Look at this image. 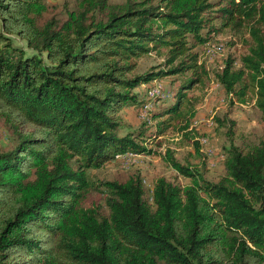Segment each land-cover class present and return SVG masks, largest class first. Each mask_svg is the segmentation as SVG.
Wrapping results in <instances>:
<instances>
[{
  "label": "trees",
  "instance_id": "16d2710c",
  "mask_svg": "<svg viewBox=\"0 0 264 264\" xmlns=\"http://www.w3.org/2000/svg\"><path fill=\"white\" fill-rule=\"evenodd\" d=\"M220 28L250 44L213 79L238 103L249 94L264 126V0H0V123L10 140L0 149V264H264V135L237 146L229 122L220 173L208 179L189 137L193 114L181 110L183 91L207 75L192 49ZM160 48L164 68L136 73V60ZM174 75L186 78L174 103L150 115L157 122L120 135L119 111L145 104L133 90ZM168 129L194 153L161 158L184 185L172 175L148 190L138 172L91 173L126 153L150 155L143 137L150 144ZM89 193L99 201L81 206Z\"/></svg>",
  "mask_w": 264,
  "mask_h": 264
},
{
  "label": "rangeland",
  "instance_id": "374dc122",
  "mask_svg": "<svg viewBox=\"0 0 264 264\" xmlns=\"http://www.w3.org/2000/svg\"><path fill=\"white\" fill-rule=\"evenodd\" d=\"M65 0H45L47 6L60 7ZM112 3H118L122 0H110ZM214 28H219L218 21H213ZM13 45L26 50L23 41L15 36L10 37ZM249 39L243 32L233 33L229 29L220 28L218 31H212L208 36L207 42L202 46H196L192 52L197 54L198 64H201L207 71V75L202 80V84L193 86L190 90L183 91L188 98V105H183V112L192 113L189 125V137L194 136L199 144V151L206 156V177L215 179L220 173V158L223 151L222 146L227 145L225 134L232 126L231 140L237 146H243L252 143L257 138L264 135V126L258 121V114L253 107V100L249 94L244 97V103H238L231 95H225L219 85L213 79V72L221 68L228 55L238 60L246 54ZM162 48L151 51L148 55L141 56L136 60L135 72L140 74L145 71L162 70L163 61ZM186 77L182 75L164 76L161 79L152 80L149 83L141 85L133 90L139 95L140 100L145 95V104L143 106H132L123 108L119 111L121 122L124 127L119 131L120 135L127 132L136 134L140 129L152 126L157 122L151 121V114L161 113L170 107L175 99L179 87ZM149 90H154L152 95H148ZM187 115V114H186ZM167 118H170L169 115ZM216 119L220 121L219 124ZM166 120V118H165ZM183 119H180V123ZM170 124H176L173 119ZM147 134V133H146ZM145 135V133H144ZM143 137V145L150 150V155H132L126 153L118 156L114 163H107L91 173L96 179L125 180L130 174L138 172L146 189H150L153 181L158 177H172L175 174L165 162L161 159L166 150L172 152L173 156L179 161H192L193 150L188 140H182L180 135L173 130L168 129L163 135L146 143ZM9 136L0 123V149L9 145ZM197 164V161H193ZM180 184L187 181L175 175ZM99 195L89 193L81 206H88L91 203H97Z\"/></svg>",
  "mask_w": 264,
  "mask_h": 264
},
{
  "label": "built area",
  "instance_id": "2783aa9c",
  "mask_svg": "<svg viewBox=\"0 0 264 264\" xmlns=\"http://www.w3.org/2000/svg\"><path fill=\"white\" fill-rule=\"evenodd\" d=\"M152 93H154V90H149L148 91V95H152Z\"/></svg>",
  "mask_w": 264,
  "mask_h": 264
}]
</instances>
